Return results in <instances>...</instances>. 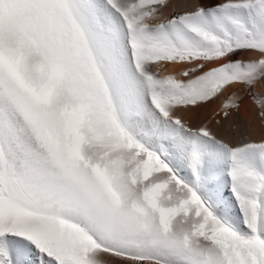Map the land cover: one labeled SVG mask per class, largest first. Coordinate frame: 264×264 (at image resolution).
<instances>
[{
    "label": "snow or ice",
    "instance_id": "snow-or-ice-1",
    "mask_svg": "<svg viewBox=\"0 0 264 264\" xmlns=\"http://www.w3.org/2000/svg\"><path fill=\"white\" fill-rule=\"evenodd\" d=\"M0 264H264V0H0Z\"/></svg>",
    "mask_w": 264,
    "mask_h": 264
},
{
    "label": "bare ground",
    "instance_id": "bare-ground-1",
    "mask_svg": "<svg viewBox=\"0 0 264 264\" xmlns=\"http://www.w3.org/2000/svg\"><path fill=\"white\" fill-rule=\"evenodd\" d=\"M218 103V101L216 102ZM216 103H213L212 105L208 106L209 111L202 115L201 118L210 117L211 116V110L216 107ZM241 114L246 119H254L255 118V110L252 109L250 106L247 108L245 107V104L241 105ZM189 116H186V119H189ZM256 122L258 123V118H255ZM228 140H230L232 143H235L237 139H239V134L234 132H229L226 137Z\"/></svg>",
    "mask_w": 264,
    "mask_h": 264
}]
</instances>
